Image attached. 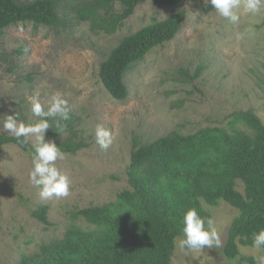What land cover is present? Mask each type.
Instances as JSON below:
<instances>
[{"label":"rangeland","instance_id":"374dc122","mask_svg":"<svg viewBox=\"0 0 264 264\" xmlns=\"http://www.w3.org/2000/svg\"><path fill=\"white\" fill-rule=\"evenodd\" d=\"M81 1L64 0L69 6L66 13L60 10L65 26L18 24L0 37V134L6 133L7 114L16 112L25 123L40 119L33 116L29 97L38 94L43 104L60 92L79 119V139L90 146L56 162L72 178L71 195L59 200H41L40 189L31 184V153L13 145L0 147V264H20L40 254L43 246L63 240L72 226L94 229L83 219L73 221L72 215L114 204L122 192L131 190L126 171L135 139L148 144L172 132L230 131L232 116L249 110L264 124V11L252 15L241 5L234 10L239 22L233 23L205 0H185L181 10L187 18L180 33L128 73L130 96L120 102L102 85L100 65L124 38L166 20L174 11L148 0L115 34H106L77 21L71 6ZM200 68L203 74L191 82L185 73L194 76ZM97 124L114 133L106 151L96 144ZM236 127L250 134L243 125ZM237 184L243 193V184ZM40 206L49 208V227L32 217ZM201 206L221 230L223 247L189 255L175 248L172 264H255L249 260L264 249L240 246L235 259L224 254L239 211L223 200L216 206L202 200Z\"/></svg>","mask_w":264,"mask_h":264},{"label":"trees","instance_id":"16d2710c","mask_svg":"<svg viewBox=\"0 0 264 264\" xmlns=\"http://www.w3.org/2000/svg\"><path fill=\"white\" fill-rule=\"evenodd\" d=\"M147 1L84 0L71 9L79 23L91 24L92 31L115 34ZM63 2L0 0V37L18 24L54 29L65 26L60 10L66 9V13L69 6ZM154 3L174 14L124 38L100 65L99 79L117 101H127L130 96L128 73L152 50L173 41L186 21L187 12L181 10L185 0ZM203 71L200 68L194 76L185 75L194 82ZM232 117L230 131L172 132L148 144L135 139L126 171L131 190L122 192L114 204L76 212L73 221L83 219L94 229L72 226L63 240L43 246L40 254L23 258L20 264H172L174 242L182 237L184 213L196 208L202 217H210L201 206L202 200L211 206L223 200L239 211L229 228L224 254L228 259L240 256L239 247H252L254 234L264 229V124L250 110ZM49 119L52 128L45 138L54 141L64 154L75 156L90 147L79 139V119L72 111L70 119L60 122L65 127L59 133L55 120ZM239 124L250 134L238 129ZM65 135H69L66 140ZM10 145L33 155L31 143L22 144L1 133L0 147ZM238 181L243 184V193L237 190ZM48 212L47 206H40L32 217L49 227Z\"/></svg>","mask_w":264,"mask_h":264},{"label":"clouds","instance_id":"9594fccd","mask_svg":"<svg viewBox=\"0 0 264 264\" xmlns=\"http://www.w3.org/2000/svg\"><path fill=\"white\" fill-rule=\"evenodd\" d=\"M222 17L233 23L239 22V16L234 10L243 6L245 13L258 15L264 11V0H205ZM31 112L38 117L35 123H25L19 119V114L3 116V131L20 141L22 144L31 143L33 150L32 168L29 173L31 184L39 188L41 200H59L71 195L72 178L67 172L57 167L58 160H64L65 154L52 140H46L45 134L52 128L50 122L55 120L57 132L63 131L65 125L61 121L70 119L72 111L68 100L60 92L49 96L45 103H41L39 95L29 97ZM23 138V139H21ZM114 133L97 124L95 141L101 150L106 151L113 143ZM182 237L175 240V247L185 255L203 252L205 248L220 249L223 247L221 230L213 218L202 217L196 208L186 211L182 219ZM252 248L264 249V229L253 236ZM255 264H264V254L253 255Z\"/></svg>","mask_w":264,"mask_h":264}]
</instances>
